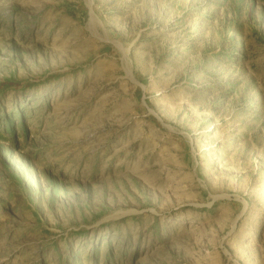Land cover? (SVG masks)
I'll list each match as a JSON object with an SVG mask.
<instances>
[{"label":"rangeland","instance_id":"1","mask_svg":"<svg viewBox=\"0 0 264 264\" xmlns=\"http://www.w3.org/2000/svg\"><path fill=\"white\" fill-rule=\"evenodd\" d=\"M0 264H264V0H0Z\"/></svg>","mask_w":264,"mask_h":264}]
</instances>
